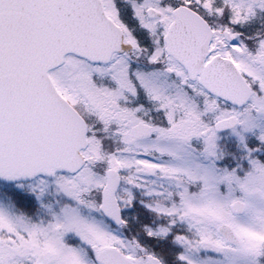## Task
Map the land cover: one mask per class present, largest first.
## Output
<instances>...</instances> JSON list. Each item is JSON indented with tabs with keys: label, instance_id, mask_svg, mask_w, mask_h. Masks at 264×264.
I'll return each instance as SVG.
<instances>
[{
	"label": "snow or ice",
	"instance_id": "6c2138e0",
	"mask_svg": "<svg viewBox=\"0 0 264 264\" xmlns=\"http://www.w3.org/2000/svg\"><path fill=\"white\" fill-rule=\"evenodd\" d=\"M0 264H264V0H0Z\"/></svg>",
	"mask_w": 264,
	"mask_h": 264
}]
</instances>
